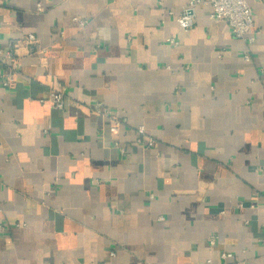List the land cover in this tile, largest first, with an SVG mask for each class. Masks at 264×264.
Masks as SVG:
<instances>
[{
    "label": "crops",
    "instance_id": "0c3cea01",
    "mask_svg": "<svg viewBox=\"0 0 264 264\" xmlns=\"http://www.w3.org/2000/svg\"><path fill=\"white\" fill-rule=\"evenodd\" d=\"M188 1L0 0V264H264V0L249 45Z\"/></svg>",
    "mask_w": 264,
    "mask_h": 264
},
{
    "label": "built area",
    "instance_id": "2783aa9c",
    "mask_svg": "<svg viewBox=\"0 0 264 264\" xmlns=\"http://www.w3.org/2000/svg\"><path fill=\"white\" fill-rule=\"evenodd\" d=\"M161 3V1H159ZM208 6L210 8L209 19L215 23H225L230 28L231 35L233 38L243 40L247 45L254 41L252 37L254 33V24L252 10L247 0H189L188 3L182 8L175 20L180 29L183 31H189L194 27L196 12L199 8ZM38 10H40L38 6ZM170 16H173V12H169ZM80 27H84L88 20L73 18ZM28 45L34 46L37 43L36 38L33 35H28L26 38ZM165 44L172 46H179V42L174 39H165ZM13 46H10V50L4 53L0 49V67L2 64V58L11 59L13 55ZM42 52L41 54H43ZM244 60L248 62L250 60L249 54L246 52L243 55ZM14 79L11 75L6 77L2 84L4 86H10ZM63 90H51L45 99L39 100L41 104H48L51 109L61 111L63 110ZM94 112L103 116L108 120V132L113 137V146L118 149L121 156L126 155V150L120 143L118 136L121 130V122L116 119L112 112L101 103H97L94 106ZM136 144L144 145L150 149L155 146V140L149 136L145 129L138 127L136 129ZM159 220H163L159 218ZM215 238H209V246L215 247ZM234 259V256L230 252H221L220 260L223 264H227L229 260Z\"/></svg>",
    "mask_w": 264,
    "mask_h": 264
}]
</instances>
